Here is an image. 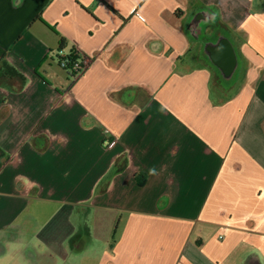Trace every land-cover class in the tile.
<instances>
[{
  "label": "crops",
  "instance_id": "0c3cea01",
  "mask_svg": "<svg viewBox=\"0 0 264 264\" xmlns=\"http://www.w3.org/2000/svg\"><path fill=\"white\" fill-rule=\"evenodd\" d=\"M0 264H264V0H0Z\"/></svg>",
  "mask_w": 264,
  "mask_h": 264
},
{
  "label": "water",
  "instance_id": "95a60500",
  "mask_svg": "<svg viewBox=\"0 0 264 264\" xmlns=\"http://www.w3.org/2000/svg\"><path fill=\"white\" fill-rule=\"evenodd\" d=\"M207 13L201 11L196 13L188 24L191 35L197 38V31L202 21L207 20ZM210 17V16H209ZM206 50L209 52L212 63L223 73L225 77H232L237 66V59L230 41L226 38L217 43L210 44Z\"/></svg>",
  "mask_w": 264,
  "mask_h": 264
},
{
  "label": "rangeland",
  "instance_id": "374dc122",
  "mask_svg": "<svg viewBox=\"0 0 264 264\" xmlns=\"http://www.w3.org/2000/svg\"><path fill=\"white\" fill-rule=\"evenodd\" d=\"M194 15H192L189 18L187 23H189V21L193 18ZM221 23L222 22L218 18H215V19L208 18L207 20L201 22L200 24L201 29L199 32V37H200L199 41L202 45V49H201L202 55L210 57L209 52L206 50L208 45L217 43L222 38H226L228 40L230 39L231 34L228 33L225 30V28L221 27ZM195 42L196 41L193 39V43ZM206 61H209V60L206 59ZM55 68L57 67L55 66ZM215 71L217 72L219 82L224 81L226 78H228V77H225L222 72H219V70L215 69ZM222 83H225V81Z\"/></svg>",
  "mask_w": 264,
  "mask_h": 264
},
{
  "label": "built area",
  "instance_id": "2783aa9c",
  "mask_svg": "<svg viewBox=\"0 0 264 264\" xmlns=\"http://www.w3.org/2000/svg\"><path fill=\"white\" fill-rule=\"evenodd\" d=\"M73 54L76 59L70 58L71 53L59 54L58 63L62 69L72 73L71 77L76 80L93 64L94 58L86 56L78 48L73 49Z\"/></svg>",
  "mask_w": 264,
  "mask_h": 264
},
{
  "label": "trees",
  "instance_id": "16d2710c",
  "mask_svg": "<svg viewBox=\"0 0 264 264\" xmlns=\"http://www.w3.org/2000/svg\"><path fill=\"white\" fill-rule=\"evenodd\" d=\"M71 53V59H76V57H74V54H73V50L70 52ZM205 56V55H204ZM60 57V55H58L57 56V59ZM65 70V69H64ZM65 71H67L69 74H70V76H72V73H70L68 70H65ZM217 73V72H216ZM217 77H218V75H217ZM218 79V78H217ZM220 79V78H219ZM219 81V80H218ZM225 81V83H226V80H224ZM224 81H220V82H224Z\"/></svg>",
  "mask_w": 264,
  "mask_h": 264
},
{
  "label": "flooded vegetation",
  "instance_id": "af4514ba",
  "mask_svg": "<svg viewBox=\"0 0 264 264\" xmlns=\"http://www.w3.org/2000/svg\"><path fill=\"white\" fill-rule=\"evenodd\" d=\"M201 29V27L198 29V31ZM199 34V33H198Z\"/></svg>",
  "mask_w": 264,
  "mask_h": 264
}]
</instances>
